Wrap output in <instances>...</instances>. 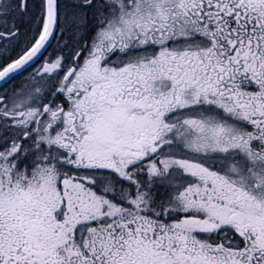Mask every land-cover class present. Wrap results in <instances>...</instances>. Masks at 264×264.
<instances>
[{"label": "snow or ice", "instance_id": "obj_1", "mask_svg": "<svg viewBox=\"0 0 264 264\" xmlns=\"http://www.w3.org/2000/svg\"><path fill=\"white\" fill-rule=\"evenodd\" d=\"M0 264H264V0H0Z\"/></svg>", "mask_w": 264, "mask_h": 264}]
</instances>
